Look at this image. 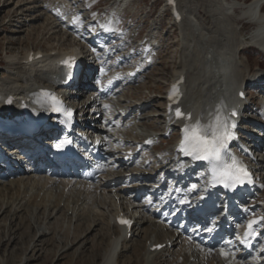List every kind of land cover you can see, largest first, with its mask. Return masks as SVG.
Returning <instances> with one entry per match:
<instances>
[{
    "label": "bare ground",
    "instance_id": "6f19581e",
    "mask_svg": "<svg viewBox=\"0 0 264 264\" xmlns=\"http://www.w3.org/2000/svg\"><path fill=\"white\" fill-rule=\"evenodd\" d=\"M128 1L130 0H121L122 6ZM177 1L182 15V20L178 24L182 42L179 64L177 71L172 76V80L180 75H184L189 90L187 91L189 93L187 103L190 104L192 109H195L196 119L200 120L202 124H207L214 118L217 109L225 117V112L222 107L223 101L227 100L230 103L233 101L234 103L235 94L241 91L243 86H251L254 84L257 87L264 77V73H251L248 62L242 63V60L240 61L239 56L242 53V49L249 47L250 44L241 42L242 32L236 31L235 25L237 24L232 23L230 19L229 11L234 5H230L225 0H198L205 4L206 12L213 18L211 27H206L205 23L200 18H197L200 16V13L194 8L192 0ZM262 1L250 0L241 9V13L246 17L244 19H253L256 11L258 9L260 10L258 19L254 20L258 28L252 37V41L259 44L260 47L264 44V14L262 12L264 7ZM110 22L111 20L108 18L106 25L109 26L111 24ZM31 51L33 50H30L25 56V64L32 65L35 62L43 63L47 61L48 66L46 65L44 68L45 70L48 69V71L46 72L42 69L40 72L44 76H36L35 74L33 84L23 86L22 88H25L23 90L16 89L17 91L20 90L21 93L18 94L15 90L8 91L6 89L7 92L6 90H2L4 91L3 94H12L16 100H22L31 94H35L39 88L50 87L52 81L49 77L52 74L53 68L50 66L51 61L59 55L73 52L69 49L57 51L55 54H42ZM38 54L43 55L41 60L33 59L31 62L28 61L29 56L35 58ZM258 78L261 79L259 82L257 81ZM254 81L257 82L254 83ZM23 83L24 79L22 78L21 84ZM235 90L236 92H234ZM96 95L98 99L93 101L91 105L95 113L90 114L88 117L93 118L99 113L104 115L101 121L95 120L93 122L95 123L94 125H89L91 131L97 134V138L104 143L108 142L110 146L120 144L122 135L131 140L137 139L138 131L134 128L132 118L136 114H140L141 109H145L147 105H136L135 108L131 107L132 109L130 108L129 110H122L120 112H114L113 110V113L107 114L106 111L109 113L112 107L108 106V101H103V93ZM83 100L86 101L85 96ZM162 100L164 101V97H162ZM3 104L4 102L0 101V107ZM238 106L243 110H249V106L246 103L240 102ZM3 111H7V109L3 108ZM87 113H90L89 109H87ZM159 119H162L164 123L163 113L162 116H159ZM169 122L170 119L165 122V126H170L168 125ZM141 123L143 124V122ZM177 130H179V126ZM143 133L146 137H151L144 129ZM123 143L125 144L126 142L123 141ZM126 148L127 145L124 148L121 146L118 147L121 150H126ZM171 154L167 160L168 162L170 161V167L163 166L162 163L158 162L156 165L149 167L150 169H159L154 175V178H152L153 182H157L156 179H158L159 182L157 183H160L162 177H171L169 175L171 170L177 167L175 164H172V161L174 159L176 160V156L171 159ZM130 156L111 154L112 161L115 162L114 166L121 168H124L132 160V156ZM122 159H125L126 163H122ZM261 165L259 170H262ZM119 175L120 173L118 172L115 175L110 174L89 189L81 185L53 183L49 180L35 179L34 177L28 176L20 180L17 179L8 181L7 183H0V200L6 197L11 203L9 205V202L5 204L4 213L11 214L14 211L13 208H16L12 217H21V219L27 218L28 206L34 205L35 202L38 203L36 208L40 209V212L43 210V217L46 214L43 222H47L46 224L51 227L49 228L51 230L50 235L55 234L56 230H63L66 236L72 234L71 248L77 247V251L81 247L83 248L88 240V235L92 233L97 237L98 242L100 241L102 243L103 240L104 242L107 241L104 244L102 257L97 264H255L251 261L221 258L219 254L205 255L204 252L198 249L187 247L181 236L172 234L167 228L152 220V217L148 218L146 215H143L141 219L135 221L131 230V237L127 238L125 230L117 226L115 221L120 213H128L129 207L134 205V201L138 197L132 190L127 193H121L120 191L121 188L124 189L130 182H134V185L131 187L136 188L139 184L145 183L147 178L142 174L138 176L133 175V177L128 179L124 178L123 181L118 182L119 179L115 178ZM110 177L113 178L112 182L114 183L107 185L108 178ZM26 198H29L30 201L27 200L28 202H25ZM46 202L50 203L46 204ZM137 202L135 204L139 206ZM1 206H4V200ZM59 216H61L60 220L58 219ZM82 225L84 227L80 231L79 227ZM157 225L159 228H157ZM26 226L29 227L27 224ZM110 234L111 237L109 236ZM45 236L46 234H42V237ZM53 236L51 237L53 238ZM166 240L171 242L170 247L160 252L151 251L153 246L166 244ZM98 242L96 243L98 244ZM166 252L167 255H165ZM170 252L171 257L169 261L164 258L162 260V257L169 256L168 254ZM0 264H3V262L0 261Z\"/></svg>",
    "mask_w": 264,
    "mask_h": 264
},
{
    "label": "rangeland",
    "instance_id": "374dc122",
    "mask_svg": "<svg viewBox=\"0 0 264 264\" xmlns=\"http://www.w3.org/2000/svg\"><path fill=\"white\" fill-rule=\"evenodd\" d=\"M115 1L116 0H0V95H4L3 93L6 89L8 91L25 89L22 87L34 83L33 77L35 74L36 76H44L40 71L43 67H46V65L37 62L32 65L25 64V56L30 50L42 52L44 54H55L57 51H65L68 49L85 51L80 46H82V44L86 45L85 40H87L88 35L81 29L73 31V29H75L74 25H71L74 28L70 29L68 26V17L70 13H74L73 17L82 20L84 18H88V20H98L102 13L107 14L108 11L105 12L107 8L112 9ZM225 1L235 7V12L231 13L230 10L229 16L232 23L237 24L235 25L236 31L242 32V37L240 38L241 42L250 44L249 42L257 29V25L253 24L250 19H244L246 17L241 13V9L244 8L242 6L250 0ZM95 3L101 6L98 11L95 9L96 5H94L92 11L86 9ZM192 4H194V8L200 13V16L197 18H200V20L205 23L206 27H211L213 18L206 12L205 4L198 0H192ZM162 10L163 7L159 1H128L124 13L119 17L122 29L117 33V39L109 41L108 45L104 47V50L100 53L102 56H109V59H111L109 63H112V61L114 62L116 57L119 58L118 56H121L123 59H120L119 62H121L124 67H129L133 63L132 60L136 57L138 46L143 39L154 37L161 41L158 59L154 61L151 67L145 70L142 77L129 85L128 88L124 89L120 97L118 96L119 102L114 105L115 109L121 108V110L125 109V111L129 110L131 107L135 108L136 105L141 106L146 104L148 106H146L145 109H141L142 111H140V114H136L135 117L132 118V123L135 126L134 128L138 131L137 134L139 138L141 137L140 134L141 131L143 132V129L157 136L155 145H153L152 148H147L138 161L142 162V160L147 159L152 166L157 161L166 164V158L170 157L168 152L171 151V144L176 140V133H173L169 138L159 137L162 130V120L159 119L158 114L164 109L162 97L174 72L177 71L180 60L182 37L179 28L173 26L169 15L167 13L163 14ZM117 13L113 15L116 16ZM114 16L113 20L116 21ZM88 20L85 22L86 25L89 22ZM55 26H57V28H55ZM71 31L72 33L74 32V35H71V33L68 34V32ZM123 40H126L125 45L113 48V45L117 46ZM239 58L240 61L242 60V63L248 62L251 73H264V57L258 51H244ZM22 78L24 79L23 84H21ZM249 86L250 85L247 87L245 86V90H249ZM20 90L17 91L18 94L21 93ZM246 93L249 94V91H246ZM248 96L251 104H256L258 102L256 100V94L253 91H250ZM256 110H258V108ZM106 112L110 114V112ZM141 122H143V124ZM141 125H143V127H141ZM126 141L130 142V139L127 138ZM261 166L260 185L262 187L261 195H263V199L264 163ZM138 170L139 172L141 171L139 166ZM25 177H28V175L18 179L20 180ZM7 182L2 181L0 183ZM3 200L4 206H1ZM27 200L30 201L29 198H26L25 202H28ZM40 200L42 199L40 198ZM6 203H8V205L11 204L6 197L0 200V261H2L3 264H97L101 259L104 251V244L107 241L104 242L103 240L102 243L100 241L99 243L97 237L92 233L88 235V240L83 248L81 247L77 251V247L71 248V241L73 239L72 234L66 236L63 230H54L55 234H52L54 235L53 238L51 237V230H49L51 227L46 224L47 222H43L46 214L43 217V210L40 212V209L36 208L38 203L35 202L34 205L27 207V218L25 219H21V217H12L16 208H13L14 211H12L11 214L7 212L4 213L3 210H5ZM48 203L50 202H46V204ZM60 218L61 216L58 217L59 220ZM26 220L27 222H25ZM26 224L29 225V227H27ZM83 227V225L79 227L80 231ZM157 228H159L158 225ZM42 234H46V236L42 237ZM77 236L75 237L77 238ZM109 236L111 237V234ZM96 242H98V244ZM87 254L89 255L87 256ZM170 254L171 252L168 254L169 256L162 257V260L167 259L169 261L171 257ZM165 255H167V252Z\"/></svg>",
    "mask_w": 264,
    "mask_h": 264
},
{
    "label": "snow or ice",
    "instance_id": "6c2138e0",
    "mask_svg": "<svg viewBox=\"0 0 264 264\" xmlns=\"http://www.w3.org/2000/svg\"><path fill=\"white\" fill-rule=\"evenodd\" d=\"M172 0H169L171 3ZM107 30V29H106ZM68 64V61L64 62ZM47 95V94H45ZM243 97V93H241ZM173 100V96H169ZM53 110L59 111V101L56 97H51ZM107 107V105H105ZM67 115H71L67 112ZM235 117L237 113L232 111L230 114ZM176 117L191 120V114L185 116L179 109L176 110ZM236 124L234 121L224 117L220 110L217 109L214 118L207 124H202L197 120L194 124H186L182 129L183 139L179 151L193 160L207 161L213 166V174L216 182L223 184L225 187H235L237 184L245 182L252 183L251 176L247 169L243 167L234 157H229V161L224 159V153L227 150L228 143L236 138ZM121 224H128L129 221L121 219ZM257 221H250L248 228L251 230L253 224ZM221 255L226 253L221 250Z\"/></svg>",
    "mask_w": 264,
    "mask_h": 264
}]
</instances>
